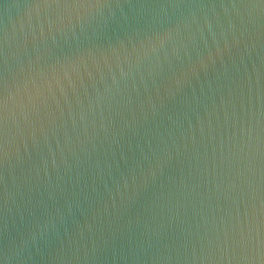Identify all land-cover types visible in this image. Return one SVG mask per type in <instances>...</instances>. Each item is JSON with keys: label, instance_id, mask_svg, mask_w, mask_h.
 <instances>
[{"label": "water", "instance_id": "1", "mask_svg": "<svg viewBox=\"0 0 264 264\" xmlns=\"http://www.w3.org/2000/svg\"><path fill=\"white\" fill-rule=\"evenodd\" d=\"M0 264H264V0H0Z\"/></svg>", "mask_w": 264, "mask_h": 264}]
</instances>
